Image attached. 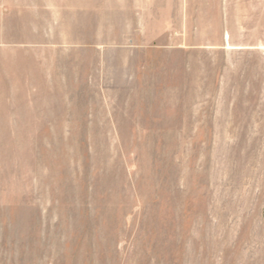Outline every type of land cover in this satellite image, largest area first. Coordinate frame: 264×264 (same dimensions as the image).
I'll return each instance as SVG.
<instances>
[{"label":"rangeland","instance_id":"374dc122","mask_svg":"<svg viewBox=\"0 0 264 264\" xmlns=\"http://www.w3.org/2000/svg\"><path fill=\"white\" fill-rule=\"evenodd\" d=\"M0 264H264V0H0Z\"/></svg>","mask_w":264,"mask_h":264}]
</instances>
